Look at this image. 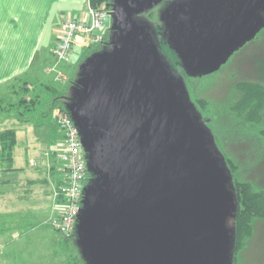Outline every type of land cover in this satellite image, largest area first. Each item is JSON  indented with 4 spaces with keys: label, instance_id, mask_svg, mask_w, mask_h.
Segmentation results:
<instances>
[{
    "label": "water",
    "instance_id": "obj_1",
    "mask_svg": "<svg viewBox=\"0 0 264 264\" xmlns=\"http://www.w3.org/2000/svg\"><path fill=\"white\" fill-rule=\"evenodd\" d=\"M162 1L112 0L95 32L111 46L85 59L68 96L92 174L75 229L86 264H233L232 174L162 50L191 77L219 70L264 26V0H241L203 36L199 17H178L193 0L161 11L162 31L141 15Z\"/></svg>",
    "mask_w": 264,
    "mask_h": 264
},
{
    "label": "rangeland",
    "instance_id": "obj_2",
    "mask_svg": "<svg viewBox=\"0 0 264 264\" xmlns=\"http://www.w3.org/2000/svg\"><path fill=\"white\" fill-rule=\"evenodd\" d=\"M160 4H162V2H160L158 5H155L148 11H144L141 13V15L148 18L156 28L161 29L162 31L163 25L160 24ZM161 38L162 37L160 36V40L162 41ZM77 42L79 46L77 49H79L80 52L72 56L70 63L63 62L61 64L60 70L68 77L66 81H55L53 78V73H50L52 75L48 74V77L50 78H46L47 80H44L42 71L41 74H39V72L33 76L29 74L27 76L23 75L22 77L29 79L31 82H35V84L41 83L37 78L40 77L41 81H45H42L43 83L54 85L58 89L56 94H70L72 83L71 80L75 82L79 72V67L86 59L85 58L81 61L84 49L92 44L91 42L88 43L87 40L83 37H80V35ZM164 46L166 49H163L162 51L171 64L176 66L179 71L183 69L176 52L172 50L169 51L167 43ZM246 48V51H242L241 53L238 51L236 53V56L232 59L234 62H232V60L229 61L228 65L223 67L214 75L198 78L193 81L194 85L192 87V91L195 93V96L206 98L210 102L214 112H224L226 110V105H231L234 100L232 96L230 97L229 89H232L233 92L231 91V93L237 94L238 91L236 89V83L241 80V77L243 79H248L243 74L246 73L245 68L248 64L247 61L251 57L252 50L255 47L252 44L248 45ZM262 48L263 44L257 47V49ZM237 56H241L238 62L235 61ZM44 66L45 64L43 63L42 68H44ZM181 74L184 76V80L186 82V77L189 75H187L185 71L184 73L181 72ZM17 78L19 77H14V79L12 78L7 88L0 92V103L4 100L12 101L14 98H16V92H13L14 87L12 86L15 85V90H18L22 85L20 80ZM187 89L189 90L188 86ZM54 114L55 111H52L45 118H42L38 115L35 118L36 120L33 121L32 125H36L38 120L47 119V123L53 128L54 132L60 131L55 123ZM202 118L207 124L209 120L206 117L204 118L203 115ZM10 124L11 121H8L7 125ZM219 125L220 126L218 128L221 131L222 136L226 134H228L230 137H234L235 135H244V133H237V130H232L234 126L228 125L226 116L220 119ZM2 126L3 125L0 124V127ZM38 127L33 132L31 130V137L29 140L30 144L31 142L35 144L36 138H39L38 141L40 142L38 145L31 147L29 150V160H33L34 157L37 158L38 156L39 161L40 159H46V156H43V154L39 151L41 148H38V146L41 145V142L45 141L42 135L44 130L41 126L39 128ZM249 146L250 145L245 141H237L236 143L233 142V144H230L227 147L236 154L241 166H243V170L245 171V177L255 180L257 183H259V181L264 177V156L258 158L249 154ZM35 150L37 151L34 152ZM19 160L20 159L18 157V163ZM48 164L50 165V163ZM43 194L45 195L43 199L44 201L39 203L41 210H38V213L28 209L25 212L23 211L21 214H0V264H86L77 244V235H75V231L72 234L75 235L73 238L64 235L50 225L49 219H51V217L54 215L53 214L50 216L51 212L49 209L52 199L48 196L49 193ZM28 205H31V203L28 202ZM263 222L264 221L262 220L256 222V228L253 236L248 240L246 248L240 253L239 264H264ZM229 225H233L232 218L229 219Z\"/></svg>",
    "mask_w": 264,
    "mask_h": 264
},
{
    "label": "crops",
    "instance_id": "obj_3",
    "mask_svg": "<svg viewBox=\"0 0 264 264\" xmlns=\"http://www.w3.org/2000/svg\"><path fill=\"white\" fill-rule=\"evenodd\" d=\"M89 4L90 0H0V92L14 77L33 76L42 71L44 80L50 78V73L55 79V72L49 68L56 65L61 71L63 62L56 63L51 52L58 40L61 21L67 14L83 17ZM77 43L76 47H79ZM37 78L40 82L44 81ZM46 120H38L37 126L32 125L33 122L15 123L18 145L14 169L4 170L0 166V214H21L28 209L38 213L41 210L39 203L44 201L43 193H49L52 199L50 216L59 210V202L54 197L58 172L52 167L57 163L63 139L61 131L54 132ZM38 126L44 130L42 135L45 139L38 148L46 159L39 161L38 156L29 160V150L40 142L39 138H36L35 144L29 141L31 130L33 132Z\"/></svg>",
    "mask_w": 264,
    "mask_h": 264
},
{
    "label": "trees",
    "instance_id": "obj_4",
    "mask_svg": "<svg viewBox=\"0 0 264 264\" xmlns=\"http://www.w3.org/2000/svg\"><path fill=\"white\" fill-rule=\"evenodd\" d=\"M111 2L112 0H91L94 6H100L104 3L111 6ZM110 46L109 31L107 30L103 35L102 41L92 43L84 49L81 61L93 52L104 47L109 48ZM17 79L20 80L22 85L18 90H15V85L12 86L14 87L13 92H16V98L12 101L4 100L0 103V124L3 125L0 127V166L4 170L14 169L15 149L18 145L16 121L26 124L32 123L38 115L45 118L50 112L56 111L57 108L68 112L66 103L68 96H70L69 94H56L58 89L54 85L43 82L35 84V82H31L21 76ZM191 79L189 76L186 77L190 96L199 112L204 118L206 117L209 120L207 125L214 135L216 147L222 153L226 166L232 174V182L238 202L236 217L233 219L235 226L233 264H239L240 253L246 248L248 240L253 236L256 222L264 221V177L259 183L246 178L243 166H241L236 154L227 146L233 144V142L245 141L250 145L249 154L258 158L264 156V84L260 81H240L236 86L238 97L233 100L231 105H226L224 112H214L206 98L195 96L192 91L194 84ZM71 82L72 86L74 81L71 80ZM225 116L228 125L234 126L232 130H237V133H244L243 136L235 135L230 137L228 134L221 135L222 133L218 128L220 126L219 121ZM8 121H11L10 125H7ZM55 123L57 125L56 119ZM61 136L63 138L62 133ZM55 168L58 172V179L55 183L56 188L61 183V179L57 163L52 167L53 171ZM91 177L92 174L88 169L86 183ZM73 236L75 235L69 237Z\"/></svg>",
    "mask_w": 264,
    "mask_h": 264
},
{
    "label": "built area",
    "instance_id": "obj_5",
    "mask_svg": "<svg viewBox=\"0 0 264 264\" xmlns=\"http://www.w3.org/2000/svg\"><path fill=\"white\" fill-rule=\"evenodd\" d=\"M112 10L107 3L94 6L91 3L83 17L67 14L60 25L58 40L52 48V55L56 63L70 62L72 56L79 51L76 47L77 40L83 37L88 43L102 41L103 35H98L97 30H105V21ZM55 72L56 81L68 79L62 71L55 66L49 68ZM55 119L59 130L63 134L57 159V168L60 173L61 183L54 190V197L59 202V210L50 219V224L66 236H71L78 221L82 206L84 186L88 174L86 151L81 135L69 112L57 108Z\"/></svg>",
    "mask_w": 264,
    "mask_h": 264
},
{
    "label": "flooded vegetation",
    "instance_id": "obj_6",
    "mask_svg": "<svg viewBox=\"0 0 264 264\" xmlns=\"http://www.w3.org/2000/svg\"><path fill=\"white\" fill-rule=\"evenodd\" d=\"M183 1H187V0H163L162 4H160V10L161 11L165 10L173 2H183ZM193 2L195 6H194V9L193 8L191 9V12H192L191 16L190 14L186 12V10L181 8L180 11L178 12V17L183 20H186L187 22H189L190 17L193 18L194 16V18L196 19H198L199 17L200 21H199V24H197L196 26V30L199 32L198 33L199 36H203L204 33L207 32L208 28L206 25L208 23L213 24L214 21H216L215 22L216 24L221 23L222 21L226 19V16H231V13L234 12L237 9V7L242 4L241 0H193ZM160 17H161V13H160ZM160 19H161L160 24L164 25V19L167 20L166 16ZM252 44L254 45L255 48L252 50L251 57L247 61L248 64L245 68L246 73L243 74L248 79H243L241 77L240 81H250V82L260 81L262 82V84H264V26L259 31H257V33L255 34L253 38H251L250 40L245 42L244 45H242L240 48L235 50L233 54L230 56V58L227 60V62L223 64L219 70H216L210 74L203 75L201 77L192 78L191 80L194 81L195 79H198V78L214 75L216 72L220 71L223 67L228 65L229 61H231L233 57L236 56V53L238 51H240V53L242 51H246L247 49L246 47ZM261 44H263V48L257 49V47ZM239 58H241V56H237L235 58V61L238 62ZM232 62H234V60H232ZM181 72L184 73V69H181L180 73ZM233 90H234V87H233ZM231 91L232 89L230 88L229 89L230 97L232 96L235 100V98L238 97L239 94L237 91H236L237 94L235 93L233 94L231 93Z\"/></svg>",
    "mask_w": 264,
    "mask_h": 264
}]
</instances>
